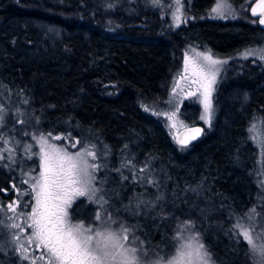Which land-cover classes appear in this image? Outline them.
Returning <instances> with one entry per match:
<instances>
[{
  "label": "trees",
  "instance_id": "trees-1",
  "mask_svg": "<svg viewBox=\"0 0 264 264\" xmlns=\"http://www.w3.org/2000/svg\"><path fill=\"white\" fill-rule=\"evenodd\" d=\"M165 1L0 0V137L7 141L0 154L28 156L26 144L38 153L39 138L49 133L62 137L58 143L79 141L105 165V198L117 205L114 215H126L119 223L140 234L155 257L174 252L177 233L198 234L213 264H261L237 235L264 225L259 149L249 131L264 119V61L243 55L264 44V28L249 12L254 0H229L239 10L234 19L210 16L215 0H185L190 18L177 25ZM188 44L228 60L210 126L198 118L199 103H182L187 125L205 126L182 147L162 113ZM38 159L32 157L28 171L16 161L0 162V208L20 193L29 196L24 181ZM140 201L157 207L137 210ZM85 203L78 197L72 204L74 220ZM87 205L93 213L98 207ZM7 214L0 211L5 225ZM186 221L193 226L184 230ZM12 233L0 226V264H29L10 242Z\"/></svg>",
  "mask_w": 264,
  "mask_h": 264
},
{
  "label": "snow or ice",
  "instance_id": "snow-or-ice-1",
  "mask_svg": "<svg viewBox=\"0 0 264 264\" xmlns=\"http://www.w3.org/2000/svg\"><path fill=\"white\" fill-rule=\"evenodd\" d=\"M152 2L159 4V0H152ZM176 2L177 10L173 13V20L179 22L181 0H176ZM221 7L222 5L217 4L212 11L219 12L223 16V13L220 12ZM257 8L261 10L260 23L264 24V0H260ZM253 14H256L255 8ZM198 55L202 57L204 63L197 64L193 62L192 73L198 77V81L193 82H199L204 89L202 101L204 115L201 116V120L210 123L212 113L211 85L215 82V73L218 71L216 65L222 62L213 59L211 55L206 53H199ZM245 55H248V53ZM261 58H264V55ZM187 68L188 58L185 57V71H187ZM191 95H195V93H191ZM172 115L174 116L175 113H172ZM171 118L169 116V119ZM3 119L4 110L0 108V124H2ZM20 122L24 123V121ZM261 123L264 125V121ZM172 127H175V125L173 124ZM254 129L255 125L249 131ZM189 131L191 133L190 137L178 141L182 147L187 145L189 139H196L202 130L193 128ZM25 135H28V133H25ZM48 135L50 137L51 133ZM259 138L262 154H264V130L260 133ZM32 139L35 140L36 137L33 136ZM56 139H60V137H56ZM0 142L7 143L3 140V137H0ZM76 143L78 144L79 141ZM33 147V144L24 145L25 153L30 154L28 155L29 159H32L33 156L39 158V176L30 177L32 181L30 190L25 193L32 197L34 203L29 201L23 205L25 209L31 207V211L17 213L19 198L17 201L9 203L7 209L0 208V211L5 212V214L10 210L16 214L17 218L23 217L20 224L12 222L5 225L0 220V226L20 231V235L13 233L12 241L13 244L20 245V258L28 260L29 257L25 255L28 250L25 244L29 246L34 244L37 251L43 249L40 259H45V264H143V257L147 253L143 248L134 246L138 237L131 231L130 226L120 224L119 230H114L111 225L117 222L110 215L104 221H101L99 212L96 213L95 220L101 221V223L96 227L92 225L85 226L83 223L74 224L69 220L66 209L71 207L73 200L77 197L86 196L90 202L99 205L101 208L108 203L105 198L107 193L102 187L97 186L96 181V173L100 171L102 165L90 162L88 159V157H91L92 161H96V153L85 147L83 151H77L73 155L49 144L48 139L44 136L39 138L38 153L32 152ZM72 147H76V144H73ZM5 159L15 162L11 155L6 157L0 154V162ZM145 170V168H141L139 171L143 173ZM124 179H127V177H124ZM146 182L153 183L151 179H147ZM24 183H29V181H24ZM157 199L159 200V198ZM141 205L150 209L157 207L156 204L140 201L136 204V209L138 210ZM162 211L163 209H161ZM252 211L254 213L255 209ZM8 219L13 220V217H8ZM192 226L191 221H186L182 228L187 230ZM26 229L31 231L26 235L25 243L21 244V235L25 233ZM130 235L132 236L131 241L129 240ZM237 235L242 236L243 241L252 245L254 256L259 252L262 258L261 264H264V247L257 250L249 230L243 229ZM176 238L178 240L183 239L182 234L177 233ZM140 243L142 244L143 241H140ZM209 260V253L205 250L204 245L199 242L197 234L190 237L187 242L181 243L171 258L165 259L157 256L154 264H209ZM33 264H35V260H33Z\"/></svg>",
  "mask_w": 264,
  "mask_h": 264
},
{
  "label": "rangeland",
  "instance_id": "rangeland-1",
  "mask_svg": "<svg viewBox=\"0 0 264 264\" xmlns=\"http://www.w3.org/2000/svg\"><path fill=\"white\" fill-rule=\"evenodd\" d=\"M167 8V11L169 12V17L171 19V21L173 22V24L177 25L180 23H183L185 21H187L190 16H188L186 14V2L185 0H181V10L179 13L180 16V21H174L173 20V13L176 12L177 10V2L176 0H167L165 1ZM217 4L222 5V7L220 8V12L223 13V16L220 15L219 12H213L212 9L215 8L217 6ZM252 4V3H251ZM251 6V5H250ZM250 9V8H249ZM210 16H213L215 18H219V19H228V18H237V16L239 15V10L234 7V5L229 1V0H215L212 7L210 8L209 11ZM199 53H206L208 55H211L213 59L215 60H219L222 63L216 65V68L218 69V71L215 73V82L211 85V95H210V100H211V104H212V113H211V120L210 123H206L204 120L203 123L207 126L211 125L212 119L214 117L215 114V108H214V100H213V96H214V92L216 89V85L219 81L220 78V73L221 71L224 69L225 64L228 60V57H218L216 55H213L209 50L206 49H202L200 47H198L195 44H188L185 51H184V55H183V64L182 67L180 68L179 71H177V73L174 76L173 79V83L171 86V90H170V94H169V107L166 111H164L162 113V116H164L166 118V121L168 123L169 129L172 132L173 136H175V133L183 126L187 125L186 120L181 116L180 114V107L182 105V103L185 100L188 99H193L195 102L199 103V112H198V118L201 119V116L204 115V104H203V93H204V89L200 86L199 82L194 83L193 81H198V77L193 75L192 73V64L193 62L197 63V64H201L204 63V61L202 60V57L199 56ZM246 53H248V55L253 56L256 59H259L261 61H264V58H261L262 55H264V44H260L257 45L255 47H251L248 50H246L245 52H243L244 56H248L245 55ZM185 57L188 58V68L187 71H185ZM242 58H247V57H242ZM191 93H195V95H191ZM172 113H175V115L173 116ZM169 116H171L172 118L169 119ZM262 121H264V119L260 118L256 121H254L251 125V127L253 125H255V129L253 131H251V135L254 138L255 142L258 145V165H259V172H260V179L262 180L263 184L262 187H264V154H262V149L260 146V133L262 132V130H264V125H262ZM175 125V127H172V125ZM48 139V143L51 145H54L56 148L58 149H62L65 150L67 152H69L70 154H75L77 151H83V149L85 147H81L79 146L76 142H64V143H58V141L60 139H62V137L60 135L55 136V135H51L49 137V135L44 136ZM56 137H60V139H56ZM39 144V141H38ZM73 144H76V147H72ZM89 150H92L96 153V150L87 147ZM39 152V150H38ZM13 158L14 161H16L18 163V165H21V167H26L24 170H27V166L28 164H30L31 159L28 158L27 155L23 154V155H18V157L14 156L13 154H10ZM107 157L105 156V159ZM90 162H94L97 164H100L99 162L96 161H92L91 157H88ZM100 165H102V168L100 169V171H98L96 173V181H97V186L98 187H106V181L107 178L105 175L102 174L101 176V171L103 169V163H101ZM38 166H39V159H38ZM38 166L36 168V170L34 172H30V177H38L39 176V171H38ZM16 166H13L12 168H15ZM19 168V166H18ZM28 181L29 184H31V180L28 177ZM15 193L18 192V188L17 186H12ZM34 195V194H33ZM19 198V203L17 205V213L23 211L24 213H28L31 211V207L28 208H24L23 205L25 202H29L31 201L32 203H34V200L28 197H24L22 193H20L19 197L15 198L14 201H17ZM87 203H93L90 202L88 200V198L85 196ZM78 199L75 198L72 202V204L74 203V201ZM107 201L109 200L108 198H106ZM87 203H85V206L80 210L79 214H82L80 219H76L74 220L71 216L70 213V209L71 207H68L66 210L69 214V220L71 223H83L85 226H89L92 225L93 227H96L97 225H99L101 223V221H104L106 219L107 216H111L112 219H114L117 223L112 224L111 227L114 230H119V225L121 223H119V221H121L122 219L126 218V215H122V214H116L114 215V212H117L119 209L117 207V205H114L113 202L111 203L108 202L107 204H105L103 206V208L99 207V205L93 203L94 205H97L98 207L96 208V210L93 213V210L91 208H88ZM9 204V203H8ZM7 204V205H8ZM71 204V206H72ZM7 207V206H6ZM130 208V207H129ZM130 212L133 211V208L129 209ZM8 212V216L13 217V220L10 221V223L15 222L16 224H20L22 222L23 217L17 218L15 213H12L10 210L7 211ZM99 212L101 215V221H96L95 220V216L96 213ZM126 214V212H125ZM128 217V216H127ZM253 217V216H252ZM263 218H264V213H263ZM88 219V220H87ZM9 221V219L7 220V222ZM253 218L250 220V224H253ZM259 227V231L256 232V229ZM131 231L135 234L136 237H138V240L135 241V245L134 246H139L141 248H143L145 250V252L147 253L146 256L143 257V264H154V262L156 261L157 257H155V252L154 249L150 248L148 245H145V242L142 240L140 234H138L132 227ZM246 229L249 230L250 235L253 239V243L256 245L257 250H259L261 247H264V234H261V232L264 231V225H251V227H247ZM30 229H26L25 233L21 235V239H20V243L24 244L25 243V237L28 233H30ZM17 233L18 235H20V231L18 229H13V233ZM13 233H12V238L10 237V242L13 241ZM195 236V234L192 235H188V234H182L183 239L179 240V245L181 243L187 242L189 240L190 237ZM129 240H132V236H129ZM140 241H143V243L141 244ZM199 242L201 243V241L199 240ZM194 243V242H193ZM17 245V250L20 254L21 249H20V245ZM179 245H177V248L179 247ZM25 247H27V252L25 253V255H27L29 257V259L27 260V262L29 264H33V260H35V264H45V259H40L41 255L43 254V249L37 251L35 248V245H27L25 244ZM176 248V249H177ZM176 249L174 250L173 253H171L167 258L165 259H169L171 258V256L176 252ZM259 254V252H257ZM261 259L260 258V263H261ZM209 264H213L212 262H209Z\"/></svg>",
  "mask_w": 264,
  "mask_h": 264
},
{
  "label": "water",
  "instance_id": "water-1",
  "mask_svg": "<svg viewBox=\"0 0 264 264\" xmlns=\"http://www.w3.org/2000/svg\"><path fill=\"white\" fill-rule=\"evenodd\" d=\"M260 3V0H254L250 6L249 12L253 17H256L258 20V23L261 27L264 28V24L260 23V19L262 18L261 16V10L259 8H257V5ZM256 9V14H253V9ZM193 128H199L202 131L200 132V134L196 137V139H189L187 145L193 143L194 141H196L198 138H200L204 133H205V126L201 123H194V124H188L185 125L183 127H181L176 133H175V141L177 144L180 145V143L178 142L181 139H184L185 137H190L191 133H190V129Z\"/></svg>",
  "mask_w": 264,
  "mask_h": 264
}]
</instances>
